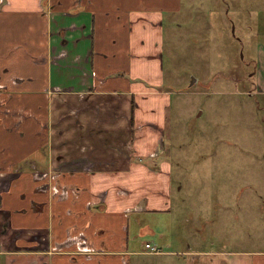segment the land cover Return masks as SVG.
I'll use <instances>...</instances> for the list:
<instances>
[{
  "label": "crops",
  "instance_id": "0c3cea01",
  "mask_svg": "<svg viewBox=\"0 0 264 264\" xmlns=\"http://www.w3.org/2000/svg\"><path fill=\"white\" fill-rule=\"evenodd\" d=\"M182 4L0 0V264H264L251 231L194 249L207 229L173 201L163 27Z\"/></svg>",
  "mask_w": 264,
  "mask_h": 264
},
{
  "label": "rangeland",
  "instance_id": "374dc122",
  "mask_svg": "<svg viewBox=\"0 0 264 264\" xmlns=\"http://www.w3.org/2000/svg\"><path fill=\"white\" fill-rule=\"evenodd\" d=\"M182 5L165 15L163 27L173 201H184L186 216L207 229L194 249L240 250L234 237L251 231L244 245L264 250V0ZM216 221L217 239L210 233Z\"/></svg>",
  "mask_w": 264,
  "mask_h": 264
},
{
  "label": "built area",
  "instance_id": "2783aa9c",
  "mask_svg": "<svg viewBox=\"0 0 264 264\" xmlns=\"http://www.w3.org/2000/svg\"><path fill=\"white\" fill-rule=\"evenodd\" d=\"M145 252L148 254H160L162 253L161 247L151 244V243H146L145 244Z\"/></svg>",
  "mask_w": 264,
  "mask_h": 264
},
{
  "label": "water",
  "instance_id": "95a60500",
  "mask_svg": "<svg viewBox=\"0 0 264 264\" xmlns=\"http://www.w3.org/2000/svg\"><path fill=\"white\" fill-rule=\"evenodd\" d=\"M194 81H195V79H194Z\"/></svg>",
  "mask_w": 264,
  "mask_h": 264
},
{
  "label": "trees",
  "instance_id": "16d2710c",
  "mask_svg": "<svg viewBox=\"0 0 264 264\" xmlns=\"http://www.w3.org/2000/svg\"><path fill=\"white\" fill-rule=\"evenodd\" d=\"M254 75V74H253Z\"/></svg>",
  "mask_w": 264,
  "mask_h": 264
}]
</instances>
